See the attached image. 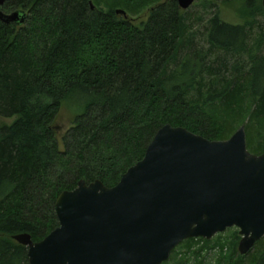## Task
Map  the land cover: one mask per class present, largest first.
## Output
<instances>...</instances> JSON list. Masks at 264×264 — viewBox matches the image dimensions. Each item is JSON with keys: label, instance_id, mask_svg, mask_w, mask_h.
<instances>
[{"label": "trees", "instance_id": "trees-1", "mask_svg": "<svg viewBox=\"0 0 264 264\" xmlns=\"http://www.w3.org/2000/svg\"><path fill=\"white\" fill-rule=\"evenodd\" d=\"M92 2L0 8L20 13L17 22L0 20V264H29L13 235L42 240L59 225L62 191L81 179L114 186L167 123L224 140L247 120V147L264 153V29L217 12L208 47H199L177 1L141 0L150 9L140 22ZM246 6L264 15L263 3ZM214 49L225 58L209 59ZM71 101L82 111L63 132L57 120ZM238 239L225 257L231 264H264V248L240 254Z\"/></svg>", "mask_w": 264, "mask_h": 264}, {"label": "water", "instance_id": "water-1", "mask_svg": "<svg viewBox=\"0 0 264 264\" xmlns=\"http://www.w3.org/2000/svg\"><path fill=\"white\" fill-rule=\"evenodd\" d=\"M174 1L185 10L195 0ZM19 16L0 9L5 23ZM55 210L59 225L42 240L13 235L29 264H162L183 240L230 227L247 254L264 236V153L248 149L244 126L210 140L167 123L114 186L81 179Z\"/></svg>", "mask_w": 264, "mask_h": 264}, {"label": "rangeland", "instance_id": "rangeland-1", "mask_svg": "<svg viewBox=\"0 0 264 264\" xmlns=\"http://www.w3.org/2000/svg\"><path fill=\"white\" fill-rule=\"evenodd\" d=\"M95 3L105 8L112 7L116 12L124 11L123 13H117L120 15L124 14L125 17H132L136 22L146 19L150 9V5H145L141 0H95ZM95 3H93V5H95ZM256 3L264 4V0H256ZM250 10L251 9L246 6V0H195L193 4L186 9L196 34L194 42L197 43L199 47H208L209 44L206 41L208 22L217 12L228 21L236 23H246L250 21L254 23L255 29H264V15L259 13L251 14ZM257 35L258 32L253 35L254 39ZM218 50L219 49H214L209 59L215 60L216 56H221V59L225 58L226 53L222 50ZM232 60H234V58H232ZM81 111L82 107L78 106L74 101H71L69 105L63 107L57 120L63 132L70 126L71 118ZM4 120L10 122L13 119L5 118ZM246 121L239 124L235 130H238L241 126L245 127ZM235 130L231 136L237 131ZM254 137L258 139L257 131H254ZM257 139L255 142L253 141L254 145L257 144L259 140ZM237 235L239 237V245L242 236L240 234V229L237 227L227 228L223 232L216 233L211 239L206 241L196 239L195 241L189 242L191 238L185 239L176 246L174 254L163 264H178V262L180 263L179 260H183V258L182 264H231L225 257L229 255L230 242L233 241ZM260 248H264V245H259L257 248L256 244L250 251L254 252Z\"/></svg>", "mask_w": 264, "mask_h": 264}]
</instances>
